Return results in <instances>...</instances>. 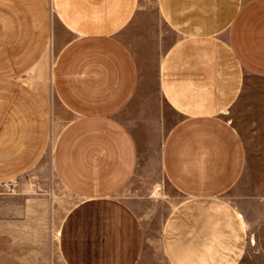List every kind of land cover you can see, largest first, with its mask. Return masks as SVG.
I'll return each instance as SVG.
<instances>
[{
    "label": "crops",
    "instance_id": "0c3cea01",
    "mask_svg": "<svg viewBox=\"0 0 264 264\" xmlns=\"http://www.w3.org/2000/svg\"><path fill=\"white\" fill-rule=\"evenodd\" d=\"M54 3L70 39L53 85L71 119L53 162L79 200L59 229L65 264L146 262L140 219L120 198L140 163L136 124L124 119L138 106L174 114L160 160L185 202L159 238L165 264H243L255 224L250 210L261 202L226 199L244 189L248 168L230 114L238 105L244 112L245 96L264 104V0ZM48 26L41 0H0V182L32 170L48 142L41 96L18 79L39 60Z\"/></svg>",
    "mask_w": 264,
    "mask_h": 264
},
{
    "label": "rangeland",
    "instance_id": "374dc122",
    "mask_svg": "<svg viewBox=\"0 0 264 264\" xmlns=\"http://www.w3.org/2000/svg\"><path fill=\"white\" fill-rule=\"evenodd\" d=\"M41 1L49 20L44 49L35 65L19 72L18 79L26 88H37L49 116V136L42 159L32 170L0 182V264H65L58 242L59 229L79 204L60 182L53 162L55 141L71 119L53 85L54 67L70 34L57 17L54 0ZM157 98L161 102V96ZM140 108L124 114L125 121L136 124L141 155L137 174L120 198L140 219L147 243L146 262L165 264L159 238L172 211L185 202L167 181L160 160L174 114L166 109L164 116L158 117ZM241 111L238 105L230 120L246 142L248 168L240 184L244 189L238 188L226 199L236 200V195L244 194V201L261 202L250 210L255 224L253 234L248 236L243 264H264V104L261 98L245 96L244 112Z\"/></svg>",
    "mask_w": 264,
    "mask_h": 264
}]
</instances>
